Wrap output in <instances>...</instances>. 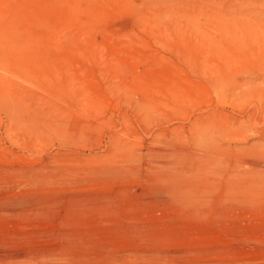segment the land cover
I'll use <instances>...</instances> for the list:
<instances>
[{
  "label": "rangeland",
  "instance_id": "obj_1",
  "mask_svg": "<svg viewBox=\"0 0 264 264\" xmlns=\"http://www.w3.org/2000/svg\"><path fill=\"white\" fill-rule=\"evenodd\" d=\"M212 1L0 0V264H264V40Z\"/></svg>",
  "mask_w": 264,
  "mask_h": 264
},
{
  "label": "bare ground",
  "instance_id": "obj_2",
  "mask_svg": "<svg viewBox=\"0 0 264 264\" xmlns=\"http://www.w3.org/2000/svg\"><path fill=\"white\" fill-rule=\"evenodd\" d=\"M220 3H223V0H214V1H212V5H213V7H214V9H215V13L218 11L219 13H220V16H215V19H216V21L219 23V25H220V27L222 28L223 27V24H224V21H226L227 23L229 22V23H231V21L233 20L235 23H243L244 25H246V26H249V27H253V31H254V33L257 35V36H259V37H262L263 36V38H262V40H264V32H263V21H264V14H262V13H260V12H264V0H236V3H235V5L233 6V9L229 12V13H225V11H224V9L223 8H221L220 6H219V4ZM251 4H252V6H253V8H255L256 9V13L254 14V15H252L251 13H249V14H247L246 16H245V14H246V12H249V9H250V6H251ZM261 10V11H260ZM257 11L259 12V13H257ZM249 75V74H248ZM230 76L231 75H229V74H227V73H220V72H217V73H215L214 75H212V77H213V79L216 81V84L215 85H217V87L218 86H222L223 85V83L224 82H226V81H228V82H230ZM247 76V75H246ZM250 76V75H249ZM252 76V75H251ZM232 78H236L235 77V75H234V77H233V75L231 76ZM244 78V77H243ZM247 78V77H246ZM211 79V78H210ZM252 79V78H251ZM258 80H259V78H257ZM262 79V78H261ZM233 80V79H232ZM246 79H244L243 80V82L245 81ZM247 80H249V79H247ZM247 80H246V82H247ZM256 80V79H255ZM235 81H236V79H235ZM232 82V83H235L236 85H238V87L240 88L241 87V90H242V86L243 85H246V82L245 83H242V84H240V81H238V83L237 82ZM250 81V80H249ZM248 81V82H249ZM261 82H262V80H260ZM264 81V80H263ZM251 82V81H250ZM214 83V82H213ZM247 84H249V83H247ZM252 84V83H251ZM254 84H256L255 82H254ZM226 86V85H225ZM234 86V87H233ZM233 86H231V87H233V88H235V85L233 84ZM247 86V85H246ZM249 86V85H248ZM252 86H254V85H252ZM256 86H257V84H256ZM263 86V85H262ZM244 87V86H243ZM251 87V86H250ZM221 88V87H220ZM236 88H237V86H236ZM247 89H248V87H247ZM240 90V91H241ZM243 91V90H242ZM245 91V90H244ZM214 112V111H213ZM235 122V121H234ZM226 124V123H225ZM206 131H208V129L206 128V129H203L202 131H201V133H202V140H206V139H204V136H206V134H208ZM249 131V130H248ZM249 133V132H248ZM253 137V136H252ZM261 137V136H260ZM264 137V136H263ZM209 138V137H208ZM207 138V139H208ZM253 142V141H252ZM262 142V141H261ZM234 144V143H233ZM252 146V145H251ZM260 146V145H259ZM259 146H257V147H259ZM242 147V146H241ZM256 147V148H257ZM235 148H236V146H235ZM240 148V147H239ZM248 148H249V146H248ZM248 148L246 149V150H248ZM261 148V147H260ZM259 148V149H260ZM237 149V148H236ZM236 149H235V151H236ZM241 149V148H240ZM243 147H242V151H243ZM252 149V153L253 154H255V153H258V152H260V151H258L257 152V150H255L254 149V147H252L251 148ZM253 149H254V151H253ZM258 149V150H259ZM239 150V149H238ZM260 150H262V149H260ZM234 151V150H233ZM240 151V150H239ZM238 151V152H239ZM241 151V153H243ZM256 151V152H255ZM248 152V151H247ZM246 152V154H248ZM250 152V153H251ZM234 153H236L237 154V152H234ZM245 153V152H244ZM251 153V154H252ZM263 153H264V151H263ZM263 153H261V154H258V155H263ZM235 155V154H234ZM244 155V154H243ZM258 155H256V156H258ZM253 156V155H252ZM251 157V156H250ZM254 157H255V155H254ZM253 157V158H254ZM259 157H263V156H259ZM259 157H256V158H258V159H253V158H248V159H244L245 160V163H248L249 165H252V166H254L255 168H252V170L254 169H256L257 167H259L258 165L260 164V160H259ZM244 158H246L245 156H244ZM264 158V157H263ZM235 160V159H234ZM236 162V161H235ZM244 162V161H243ZM240 165H241V163H240ZM225 166V165H224ZM238 166V165H237ZM239 167V166H238ZM261 167H262V165H261ZM249 168V167H248ZM249 169H251V168H249ZM264 169V168H263ZM237 170V169H236ZM256 171V170H255ZM259 171H264V170H262V168H259ZM234 172H235V170H234ZM238 172V171H237ZM248 172V171H247ZM198 173V172H197ZM252 173V172H251ZM256 174H258V172H255ZM255 173H253V175L251 174V177L253 176V178H254V175H255ZM264 173V172H263ZM237 174V173H236ZM260 174H262V173H260ZM195 175V174H194ZM203 175V174H202ZM205 175V174H204ZM239 175H241V174H239ZM248 175V174H247ZM246 175V176H247ZM250 175V174H249ZM262 175H264V174H262ZM233 176V175H232ZM231 176V177H232ZM237 176L238 175H236L235 177L237 178ZM255 176H257V175H255ZM259 176V175H258ZM229 177H230V174H229ZM234 177V176H233ZM239 177V176H238ZM241 177H245V175L243 176H241ZM259 177H263V176H259ZM196 179V178H195ZM207 179V178H206ZM249 180V179H248ZM253 181V180H252ZM255 181V180H254ZM207 182V181H206ZM238 182V181H237ZM250 182V181H249ZM258 182V181H257ZM254 182L255 184V186H258L257 188H254L253 187V182H252V188H254V190L255 189H259V188H261V186H260V183L258 182ZM264 182V181H263ZM230 183V182H229ZM248 183V182H247ZM237 184V183H236ZM249 184V183H248ZM206 185V184H205ZM207 185H209V184H207ZM234 185V184H233ZM232 184H229L228 185V188L229 189H234V186H233ZM236 186H238V185H236ZM241 186V185H240ZM244 186V184L242 185V187ZM264 185H262V187H263ZM242 187H239V189H241ZM250 187H251V185H250ZM249 187V185H248V188H250ZM208 188V187H207ZM243 188H245V189H247V186H245V187H243ZM263 189V188H262ZM243 190V189H242ZM259 190H261V189H259ZM250 192V193H252L251 191H249L248 189L247 190H245V192ZM253 194V193H252ZM249 196V195H248ZM256 196V195H255ZM259 196V195H258ZM262 196V195H261ZM245 197V196H244Z\"/></svg>",
  "mask_w": 264,
  "mask_h": 264
}]
</instances>
